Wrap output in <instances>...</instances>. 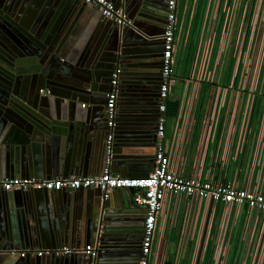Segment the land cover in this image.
Returning a JSON list of instances; mask_svg holds the SVG:
<instances>
[{
  "label": "crops",
  "instance_id": "obj_1",
  "mask_svg": "<svg viewBox=\"0 0 264 264\" xmlns=\"http://www.w3.org/2000/svg\"><path fill=\"white\" fill-rule=\"evenodd\" d=\"M114 1L117 3L120 0ZM216 1H178L176 11L180 43L175 53L176 80L169 95L170 99L179 100V111L175 116L167 117L164 142L171 156L172 167L180 175L229 182L235 186L245 185L264 192V145H260L257 158H252V153L240 149L242 139L238 129L232 133L231 128L219 132L201 127L202 114L208 110V99L216 89L213 83L198 79L202 69V51L205 49L204 34L218 9ZM165 3L166 0H128L125 7L121 2V7L128 17H132L133 20L129 17L131 22L138 24L141 31L138 33L149 42L148 47H152L154 53L161 50L160 36L166 23ZM12 10L18 17L16 27H21L22 30L19 29L31 37L37 35L38 44L35 42L37 45L33 54L28 49L31 55H25L24 60L15 57L12 64L6 61H11L9 51L0 47V70L5 71L0 72V79L6 80L2 81L5 86L0 89V96H3V100H15L17 103L12 102L22 110L24 108L18 103L26 104V110L37 113L43 109L40 104L44 102L52 105L54 110L53 116L46 118L47 122L43 123L45 129L42 135H35L39 136L36 139L38 141L33 143L31 149L29 147L28 160L24 163L36 169L35 174L29 177L45 179L82 176L59 174V170L69 168L71 161L84 155L87 150L86 145L80 146V140L75 135L76 125L74 127L73 121L69 119V109L73 106L74 110L86 111L87 102H90V119L99 121L104 113L106 94L99 92L94 83L83 82L81 79L93 65L107 58L112 43L101 36L100 32L108 31L104 28L111 30V27L95 6H88L80 0H0V20L6 17L7 11ZM186 32L188 37L183 41ZM127 43L123 46L126 50L124 52L128 54L122 58L125 64L118 68L123 84L118 81L117 100L120 98V101L116 102V146L111 155L110 171L120 177H142L153 169L157 143L156 123L154 117L135 122L127 116L131 104L134 107L137 100L142 102L144 109L145 102L151 101L149 92L152 91L144 82L156 80L158 75L152 71H158L156 67L159 63L158 58L154 57L138 60L135 57L129 58L133 57V52L127 49ZM140 60L145 62L146 67L135 75L128 74L130 69L127 64ZM150 64H154V67L151 68ZM86 83L91 89L88 92L83 89ZM39 89H46L47 93L38 92ZM13 90H16L17 95L13 94ZM78 97L83 102L82 106L74 102ZM147 108L153 111L155 106L150 102ZM238 108L239 102L236 101L235 110ZM3 113L0 109V117ZM262 134L264 139V131ZM153 136L156 137V143L153 142ZM98 149L99 140L94 150ZM91 192L69 191V197L59 196L56 192H49L46 197L31 195L28 198H17L15 195L11 203L13 206L18 203L21 210L15 213L10 226L14 229L11 240L13 246L7 251L0 250V264H64L56 257L42 258L31 254L42 249L54 251L67 247L72 249L71 253L84 255L81 250L86 245L93 247V242L80 236L86 219L79 205L82 198L75 201L72 199L75 194L82 196ZM130 194L129 190L116 189L106 200L101 198L111 223L108 233L110 245H125V237L119 234L123 232L132 244L139 246L144 207L134 204ZM224 211L226 209L222 206L207 200L166 195L156 219L150 264H206L208 255L214 248L219 249V242L225 238L228 254L235 246H249L259 225L253 219L255 215L249 216L243 207L233 208V220H224L230 223L226 224L228 232L224 234L225 226H221L219 220V215ZM36 240L44 247L37 244ZM11 251L18 253L11 254ZM19 252H25L26 255L21 256ZM137 260V256L114 257L106 252L94 254L92 264H137Z\"/></svg>",
  "mask_w": 264,
  "mask_h": 264
},
{
  "label": "built area",
  "instance_id": "obj_2",
  "mask_svg": "<svg viewBox=\"0 0 264 264\" xmlns=\"http://www.w3.org/2000/svg\"><path fill=\"white\" fill-rule=\"evenodd\" d=\"M95 6L103 18L118 27H130L132 22L124 8L116 7L110 0H80ZM179 0H166L165 29L160 36L163 41L161 52L158 89V111L156 129V151L153 169L142 177H120L110 171V151L114 134L116 102L118 97L119 69L112 73L110 89L106 94L104 117L108 127L105 140L108 158L103 171L98 175L73 176L67 178L36 179L12 177L0 179V191L45 189L48 191H76L99 188L106 200L116 189L130 191L132 202L144 207L143 233L140 256L137 264H150L156 219L166 195H184L207 200L222 206L226 211L219 215L224 234L228 226L224 220L232 221V210L243 207L249 216L258 222L257 234L247 247L235 246L228 254L227 238L219 242L220 248L208 255L206 264H264V192L250 189L245 185L235 186L229 182H215L199 177L180 175L172 167L169 151L164 138L166 131V103L175 78V53L179 46L177 26V5ZM219 4L215 17L206 27L205 49L202 51L199 80L214 84L213 95L208 99V110L201 118V127L207 131L222 132L231 128L232 133L240 132V149L257 158V152L264 139V0H217ZM181 34V33H180ZM184 33L183 41L187 40ZM42 92V90L40 91ZM236 101L239 108L235 110ZM207 104V103H206ZM211 104V107H210ZM248 159V157H247ZM250 162V161H249ZM258 219V220H256ZM223 235V234H222ZM93 247L86 245L83 254L93 255ZM72 249L33 251V255H64ZM11 254L18 253L11 251ZM25 256V252H19Z\"/></svg>",
  "mask_w": 264,
  "mask_h": 264
},
{
  "label": "water",
  "instance_id": "obj_3",
  "mask_svg": "<svg viewBox=\"0 0 264 264\" xmlns=\"http://www.w3.org/2000/svg\"><path fill=\"white\" fill-rule=\"evenodd\" d=\"M113 1L116 7H121L123 4L125 7H127L128 0H120L119 2ZM82 2V1H81ZM122 2V4H121ZM83 3V2H82ZM85 4V3H84ZM88 6H93L86 4ZM122 5V6H123ZM166 7V3H165ZM11 10V9H9ZM125 10V9H124ZM126 12V11H125ZM129 17L132 19V17L129 15ZM166 18V14H165ZM103 19V18H102ZM133 20V19H132ZM2 26H0V47L6 51H9V58H11V61L6 60L9 64H12V60H15V57H19V60H24L25 55H31L33 54L36 45L38 44V40L36 39L38 36L34 35L31 37V35L23 33L21 30V27H16L15 24L18 22V17L14 14L12 11L6 12V17L1 18ZM104 21L111 27V30L109 28L108 31H102L100 32L101 36H104L109 42L112 43L110 46V52L108 53V56L106 59L102 60L101 63L98 65H93L89 72L84 76L81 81H90L95 84L97 90L99 92H102L103 94H107L110 89V81L112 77V73L120 67L124 66L122 63V58L124 56H127L125 49H123L124 43L127 41L126 44L128 47L127 49L133 54L129 58H136L138 59H144V58H158V71L153 70L152 72L158 77H156L155 81H145L144 84L148 85L150 88L151 93V101H146V108H143L142 102L138 101L136 102V105L133 107L134 104H131L130 111L128 112V118L131 121L135 122H143L145 120H151L154 117V121L156 123V129H157V118L159 115L158 111V89L161 84V77H160V67H161V52L163 49V41H161V50L157 53H154V50L152 47H148V41L141 36V31H139L138 24L133 21L131 27H118L110 20ZM166 22V19H165ZM21 30H20V29ZM139 28V29H138ZM136 29V30H135ZM139 32V33H138ZM37 42V44H35ZM118 48V49H117ZM28 49L32 50L30 52ZM115 49V52L113 51ZM148 54V55H146ZM16 63V62H15ZM155 63V62H154ZM151 68L154 67V64H150ZM146 67L145 62L137 61L134 64L128 63L127 68L128 74H137L139 73L142 68ZM148 67V66H147ZM126 68V67H125ZM0 72H5L4 70H0ZM109 75V76H108ZM122 75L119 73L118 81L120 80V83L123 84ZM2 77V74H1ZM6 82L2 78L0 79V89H3L5 86L3 82ZM117 85V89L119 87V84ZM126 83V81H125ZM124 83V84H125ZM139 87H141V84H138ZM84 92L90 91L89 85L87 83L83 87ZM50 90V89H48ZM47 90L44 89L42 93H47ZM14 95H17L16 90L12 91ZM40 92V89L38 90ZM50 92V91H49ZM120 94V93H119ZM143 94V92H142ZM141 94V96H142ZM143 98V97H142ZM73 100V99H72ZM107 97H105V101L103 102V109L106 104ZM144 100V99H143ZM2 101V104L0 103V109L4 111L2 116L0 117V178H12L16 176H31L32 174H35L36 171L34 166L28 165V163H24L28 160L29 155V147L31 149L33 143H35L36 139L39 138V136L42 135L45 127L43 123H46V118H50L53 116V107L52 105H47L45 102L43 104H40L43 106V109H40V111L32 112L26 110L25 105L20 104L24 110L17 108L15 104L12 102H16L15 100H9L5 99L3 100V96H0V102ZM118 101V100H117ZM120 101V98H119ZM118 101V103H119ZM27 102V101H26ZM74 102L77 104L83 103L82 101L78 99H74ZM151 102L153 106H155L154 110L151 111V109H148L147 106ZM17 103V102H16ZM75 103V104H76ZM91 103L87 102V110H74L73 106H71L69 119L73 121L75 128V135L80 140V146L86 145V149L84 155L77 156L76 160L71 161V165L69 168H64V170H59V174L63 176L68 175H94L101 173L106 165V160L108 158V154L106 153L105 148V140L108 135V127L106 124V119L104 117V113L101 114L99 121L96 119H90V111H88V108L90 107ZM78 106V105H77ZM82 106V104H81ZM119 112V110H118ZM89 113V114H88ZM115 129V127H114ZM35 135H39L36 137ZM153 142L156 143V137H152ZM77 140V139H76ZM99 140L100 142V149L94 150L95 143ZM78 141V140H77ZM116 146V143H114V134L112 139V147L109 155V159L111 161V155L114 151V148ZM31 151V150H30ZM15 152V153H14ZM13 155V157H12ZM15 155V157H14ZM67 172V174H66ZM93 191L91 194L84 193L82 196H79V194H75L73 196L72 201L81 199V203L79 204L82 208V211L84 212L83 215L86 218L84 220V224H82V229L80 230V236H83V239L89 240L93 242V253H110L112 256L117 257H128L131 258L133 256H137L139 259L140 256V244L142 239V233H143V220L141 225V236H140V243L139 246L137 244H132L128 240V238L125 236L123 232H120L119 234L121 236H124V240L126 241L125 245L117 246V245H110L108 243V233L110 230L109 223L110 219L107 217L108 212L105 211L104 203L101 201L102 198V190L99 188H88V189H78L76 191ZM58 193L59 196L62 197H69L68 192L66 190H60V191H48L45 189H30V190H16L13 192H3L0 191V250L7 251L13 246L11 244V240L14 237V229L11 226L12 221L15 219V213L21 208H18V203H16L15 206L12 205L11 199L13 197H22V198H28L31 197V195H48V193ZM13 195V196H12ZM20 195V196H19ZM68 199V198H67ZM103 199V198H102ZM70 205V201L68 202ZM74 209H76V205L73 204ZM128 235V233H126ZM37 241V244H40V242ZM39 246V245H38ZM41 246V244H40ZM47 246V245H45ZM44 247V246H41ZM46 248V247H45ZM120 248L121 250H118ZM45 250V249H42ZM39 251V250H38ZM30 253H28L29 255ZM72 254V255H71ZM93 254V255H94ZM93 255H82L79 253H69L64 255H56L54 253H51L49 255H34L36 257H56L57 259H60L64 262V264H92L93 262ZM136 258V257H135ZM23 261L27 262V259H22ZM12 260L10 259L9 262ZM14 261V260H13ZM138 261V260H137Z\"/></svg>",
  "mask_w": 264,
  "mask_h": 264
},
{
  "label": "trees",
  "instance_id": "obj_4",
  "mask_svg": "<svg viewBox=\"0 0 264 264\" xmlns=\"http://www.w3.org/2000/svg\"><path fill=\"white\" fill-rule=\"evenodd\" d=\"M179 111V100L169 99L166 103V116L173 117Z\"/></svg>",
  "mask_w": 264,
  "mask_h": 264
},
{
  "label": "bare ground",
  "instance_id": "obj_5",
  "mask_svg": "<svg viewBox=\"0 0 264 264\" xmlns=\"http://www.w3.org/2000/svg\"><path fill=\"white\" fill-rule=\"evenodd\" d=\"M118 77H119V74H118Z\"/></svg>",
  "mask_w": 264,
  "mask_h": 264
}]
</instances>
